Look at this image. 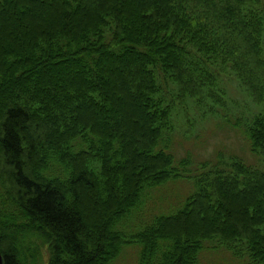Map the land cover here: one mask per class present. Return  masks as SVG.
I'll return each mask as SVG.
<instances>
[{"label":"trees","instance_id":"obj_1","mask_svg":"<svg viewBox=\"0 0 264 264\" xmlns=\"http://www.w3.org/2000/svg\"><path fill=\"white\" fill-rule=\"evenodd\" d=\"M260 5L0 0L2 264H40L43 246L46 264H108L134 241L139 264H196L213 239L264 264V108L241 130L257 164L217 162L131 241L113 229L144 191L179 177L159 147L176 108L214 112L225 73L264 106Z\"/></svg>","mask_w":264,"mask_h":264},{"label":"rangeland","instance_id":"obj_2","mask_svg":"<svg viewBox=\"0 0 264 264\" xmlns=\"http://www.w3.org/2000/svg\"><path fill=\"white\" fill-rule=\"evenodd\" d=\"M260 2L262 8L264 0ZM219 87L225 92L224 104L213 105L214 112L189 105L179 106L172 113V129L163 135L159 147L166 146L167 152L173 156V166L179 177L144 191L138 205L116 223L114 231L121 233L126 240L131 241L157 217L174 214L182 208L196 190L195 178L212 169L217 162L232 157L246 164H257L241 136V130L246 118L260 112L264 106H255L240 91L230 74L221 75ZM183 159H188L189 163L181 167ZM141 249L138 242L126 243L108 264H139ZM40 252V264H46V247H41ZM196 264H249V258L247 255L234 256L225 246L219 245L217 239H213L202 243Z\"/></svg>","mask_w":264,"mask_h":264},{"label":"water","instance_id":"obj_3","mask_svg":"<svg viewBox=\"0 0 264 264\" xmlns=\"http://www.w3.org/2000/svg\"><path fill=\"white\" fill-rule=\"evenodd\" d=\"M0 264H2V258H1V254H0Z\"/></svg>","mask_w":264,"mask_h":264}]
</instances>
